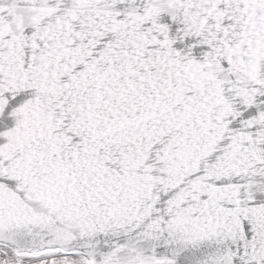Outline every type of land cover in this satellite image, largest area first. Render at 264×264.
<instances>
[{
    "label": "snow or ice",
    "instance_id": "obj_1",
    "mask_svg": "<svg viewBox=\"0 0 264 264\" xmlns=\"http://www.w3.org/2000/svg\"><path fill=\"white\" fill-rule=\"evenodd\" d=\"M0 264H264V0H0Z\"/></svg>",
    "mask_w": 264,
    "mask_h": 264
}]
</instances>
